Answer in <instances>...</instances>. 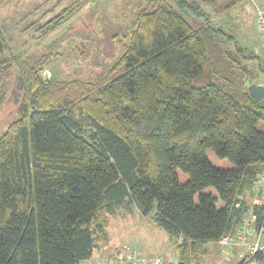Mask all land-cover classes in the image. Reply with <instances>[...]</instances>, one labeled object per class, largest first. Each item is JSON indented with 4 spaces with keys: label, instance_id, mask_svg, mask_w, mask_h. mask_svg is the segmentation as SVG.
Segmentation results:
<instances>
[{
    "label": "trees",
    "instance_id": "obj_1",
    "mask_svg": "<svg viewBox=\"0 0 264 264\" xmlns=\"http://www.w3.org/2000/svg\"><path fill=\"white\" fill-rule=\"evenodd\" d=\"M102 1L60 0L59 15L25 28L53 38L26 61L6 56L12 39L0 27V117L11 100L16 106L0 127V264L89 262L119 208L136 206L182 239L180 264H196L199 243H218L247 210L262 221V207L245 196L264 175V99L248 91L264 77V58L205 9L223 15L245 0H142L132 28L106 25L105 37L91 34L83 49L112 58L109 49L129 38L122 56L88 81L46 80L63 43L80 36L59 31ZM194 17L203 24L195 27ZM208 148L234 169L213 166ZM253 260L264 261L239 264Z\"/></svg>",
    "mask_w": 264,
    "mask_h": 264
},
{
    "label": "rangeland",
    "instance_id": "obj_2",
    "mask_svg": "<svg viewBox=\"0 0 264 264\" xmlns=\"http://www.w3.org/2000/svg\"><path fill=\"white\" fill-rule=\"evenodd\" d=\"M59 1L0 0V27H7L9 30L8 36L12 39L11 51L6 55L7 57L21 55L26 61L30 57H36L42 53L44 46L53 41V38L49 40L36 39L32 37L36 34L33 33L32 35L24 30L43 15H45L44 21L59 15L63 9V6H58ZM139 2H142V0H127L126 2L123 0H103L92 8L74 13L59 31L58 36L67 33L79 34L80 36L63 43L60 56L45 72V79L48 81H62L70 77H77L82 81H88L100 73L101 69L111 65L112 62L122 56L129 45V38L124 44L115 45L113 49H109L104 45L100 46V51L105 52L109 49L108 53L113 56L112 58H108L103 54L97 57V52L93 47L90 50V55L85 56L83 49L85 50L90 45L91 34L97 39L105 37L103 29L106 25H122L132 28L139 12ZM144 3H147V1ZM37 5H41V10H38V12L34 11ZM258 7L264 10V0H246V3L235 6L227 12L230 15L229 19L220 18L219 22L223 25L222 28L225 32L233 33V36L243 46L255 51L256 55L264 58V38L259 34L257 28L256 10ZM205 9L214 16L209 5L205 6ZM35 12L37 13L34 14ZM26 16L27 18H25ZM23 19L24 23L17 25ZM191 23L195 27H199L203 24V18L194 17L191 19ZM38 26L39 23L34 26L33 32ZM224 26L228 28L226 29ZM88 37H91V39ZM93 59L96 62L100 61L101 67L95 66ZM20 74L21 69H18V80H20ZM259 82L258 85L264 86V77ZM20 85L18 83L17 87ZM16 95L17 92L14 90V96ZM15 112L16 106L11 100L0 117V127L8 125ZM205 154L216 168L231 170L235 167L229 159L219 157L211 148L206 149ZM177 174L183 184L190 179L189 175L180 169L177 170ZM203 192L216 198L217 208L224 206L214 188H207ZM245 199L249 204L252 203L250 193H247ZM196 200H198L197 196ZM237 225L238 223L232 227L230 233ZM107 235V239L102 241L93 259L85 264H94L98 260L110 261L111 258L114 260L122 259L127 256L130 250H136L143 257L165 255V257H175L178 260L177 247L182 243V239L172 238L165 229L156 223L152 216H143L136 206L129 209H117L115 214L109 217ZM193 253L196 264H239L247 255H245L244 247L225 246L219 244V242H200ZM248 264H264V261L253 260Z\"/></svg>",
    "mask_w": 264,
    "mask_h": 264
},
{
    "label": "built area",
    "instance_id": "obj_3",
    "mask_svg": "<svg viewBox=\"0 0 264 264\" xmlns=\"http://www.w3.org/2000/svg\"><path fill=\"white\" fill-rule=\"evenodd\" d=\"M256 19L259 34L264 38V10L257 8ZM250 195L252 197L251 204L263 209L262 221L257 224L256 218L253 216V209L247 210L245 216L233 228V232L226 234L219 244L244 247L245 255L247 254L246 257L249 260L257 256L264 259V175L255 182ZM94 264H180V262L175 257H165V255L143 257L136 250H130L127 256L122 259L98 261Z\"/></svg>",
    "mask_w": 264,
    "mask_h": 264
},
{
    "label": "water",
    "instance_id": "obj_4",
    "mask_svg": "<svg viewBox=\"0 0 264 264\" xmlns=\"http://www.w3.org/2000/svg\"><path fill=\"white\" fill-rule=\"evenodd\" d=\"M249 94L256 101H262L264 99V86L258 84H252L249 86Z\"/></svg>",
    "mask_w": 264,
    "mask_h": 264
},
{
    "label": "crops",
    "instance_id": "obj_5",
    "mask_svg": "<svg viewBox=\"0 0 264 264\" xmlns=\"http://www.w3.org/2000/svg\"><path fill=\"white\" fill-rule=\"evenodd\" d=\"M244 3H246V0L243 2V3H241V4H239V5H237V6H240V5H242V4H244ZM259 8V7H258ZM230 15L228 14V13H226V14H224V15H221V16H218V15H214L212 18H213V21H214V23H216L215 25H217L219 28H221L222 30H224L222 27H223V25L221 24V22H219L221 19L220 18H225V19H229L230 17H229ZM223 23V22H222ZM227 24H228V22H227ZM229 25V24H228ZM225 27V26H224ZM226 28V27H225ZM228 28V27H227ZM226 28V29H227ZM225 31V30H224ZM228 31H229V29H228ZM229 33V32H228ZM231 35H233V33H230ZM98 261H100V260H98ZM85 263H89V262H85ZM84 263V264H85Z\"/></svg>",
    "mask_w": 264,
    "mask_h": 264
}]
</instances>
